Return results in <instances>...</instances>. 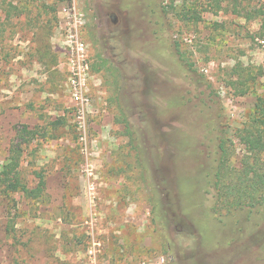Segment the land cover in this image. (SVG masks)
<instances>
[{
  "label": "rangeland",
  "instance_id": "374dc122",
  "mask_svg": "<svg viewBox=\"0 0 264 264\" xmlns=\"http://www.w3.org/2000/svg\"><path fill=\"white\" fill-rule=\"evenodd\" d=\"M260 96L264 0H0V264H264L206 182Z\"/></svg>",
  "mask_w": 264,
  "mask_h": 264
},
{
  "label": "trees",
  "instance_id": "16d2710c",
  "mask_svg": "<svg viewBox=\"0 0 264 264\" xmlns=\"http://www.w3.org/2000/svg\"><path fill=\"white\" fill-rule=\"evenodd\" d=\"M35 135V131L26 126L17 131L19 143L10 149V155L0 171V186L4 187V191L20 192L32 199L38 198L44 191L45 181L37 174L38 182L33 189L22 182L18 170L22 151L18 146L27 145ZM231 136L228 133L219 138L213 172L206 180L213 190L212 212L220 221L234 215L237 216L235 220L242 217L248 220L264 206V97L256 98L252 113L233 133L243 147L238 161Z\"/></svg>",
  "mask_w": 264,
  "mask_h": 264
},
{
  "label": "built area",
  "instance_id": "2783aa9c",
  "mask_svg": "<svg viewBox=\"0 0 264 264\" xmlns=\"http://www.w3.org/2000/svg\"><path fill=\"white\" fill-rule=\"evenodd\" d=\"M75 98H76V99H78V97H77V96H76Z\"/></svg>",
  "mask_w": 264,
  "mask_h": 264
}]
</instances>
